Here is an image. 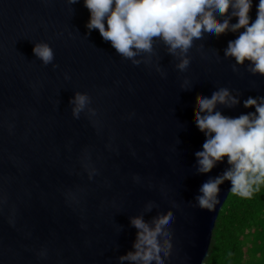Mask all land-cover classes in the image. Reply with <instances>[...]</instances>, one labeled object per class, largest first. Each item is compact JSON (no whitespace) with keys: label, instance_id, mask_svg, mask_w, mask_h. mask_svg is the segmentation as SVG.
Instances as JSON below:
<instances>
[{"label":"water","instance_id":"obj_1","mask_svg":"<svg viewBox=\"0 0 264 264\" xmlns=\"http://www.w3.org/2000/svg\"><path fill=\"white\" fill-rule=\"evenodd\" d=\"M88 18L83 0H0V264H130L118 259L135 240L130 218L169 213V264H204L231 184L219 186L214 209L193 206L200 185L228 167L197 172L198 100L227 87L240 103L217 105L222 114L254 111L243 100L264 96V76L233 70L224 49L237 33L194 39L180 72L161 40L133 65L86 29ZM38 41L57 67L34 55ZM77 91L95 116L72 117Z\"/></svg>","mask_w":264,"mask_h":264},{"label":"clouds","instance_id":"obj_2","mask_svg":"<svg viewBox=\"0 0 264 264\" xmlns=\"http://www.w3.org/2000/svg\"><path fill=\"white\" fill-rule=\"evenodd\" d=\"M68 2L74 4L77 0ZM83 5L89 11L86 29H97L102 39L133 65L140 64L136 57L142 52L152 53L153 42L159 39L169 53L179 58L176 69L184 72L190 63L186 54L194 39L233 32L237 35L224 49L225 57L234 58L233 70L244 65L251 74L264 76V0H257L255 18L250 16L253 0H83ZM232 18L235 22H231ZM32 52L44 65L54 60L53 49L46 41L35 42ZM52 66L57 67L55 63ZM157 71L165 75L159 67ZM64 78L69 79L68 73ZM187 84L185 81L181 87ZM70 103L74 119L85 111L96 115L87 92H75ZM238 103L239 95H233L227 87L198 100L195 125L205 139L201 149L194 153L197 172L208 173L218 162H226L228 167L200 185L194 207L214 209L219 202V186L225 180L230 181L232 193L245 198L264 185V96L244 99L243 106L254 111L238 116L224 115L217 108ZM95 171H89V179ZM146 207L150 209L152 203ZM174 220V213L158 214L150 222L142 215L131 217L130 223L137 229L135 240L132 250L119 256V261L169 264Z\"/></svg>","mask_w":264,"mask_h":264},{"label":"trees","instance_id":"obj_3","mask_svg":"<svg viewBox=\"0 0 264 264\" xmlns=\"http://www.w3.org/2000/svg\"><path fill=\"white\" fill-rule=\"evenodd\" d=\"M204 264H264V185L248 198L229 191Z\"/></svg>","mask_w":264,"mask_h":264}]
</instances>
